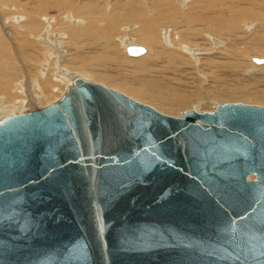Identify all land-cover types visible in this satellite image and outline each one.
I'll return each mask as SVG.
<instances>
[{"label": "water", "instance_id": "obj_1", "mask_svg": "<svg viewBox=\"0 0 264 264\" xmlns=\"http://www.w3.org/2000/svg\"><path fill=\"white\" fill-rule=\"evenodd\" d=\"M0 264H264V107L173 118L75 77L0 119Z\"/></svg>", "mask_w": 264, "mask_h": 264}, {"label": "bare ground", "instance_id": "obj_2", "mask_svg": "<svg viewBox=\"0 0 264 264\" xmlns=\"http://www.w3.org/2000/svg\"><path fill=\"white\" fill-rule=\"evenodd\" d=\"M159 1L165 2L166 0H159ZM190 1L198 2L196 6L194 7V12L205 10L207 8L209 12L206 14V17L204 18V20L198 22L196 25L190 26L189 28L192 30H196V31L213 30L215 31L216 34L212 32H201L200 34L202 38L198 39L196 44H186L184 41H181V35L179 33L174 32L171 29L166 31L165 29L167 28H165V29H161L158 31V17H154L156 13L155 9H153L151 6L143 7L141 5L139 6L138 3H132L130 7L132 10H135L133 13V18L136 21V27L128 29L129 32L125 30L124 37L121 38L120 40H119V36H118L119 33H118L117 36L115 37V43L117 44V47L118 49L121 50V52L122 50H124L125 52V48L129 45L140 46V44H144L147 47L146 46L145 47L142 46V47L145 48L146 52L143 55L134 57V58L140 59V60H145V59L154 60L152 67L155 66L159 68V66H161L159 64L163 63L162 65L166 64L169 70L173 72H178L179 70H182V73H185V77L183 78V80L178 79L179 81L178 84H175L172 82H166V80L165 82H163L161 79L162 82L158 83L157 86H164L165 88L169 87V90H167L168 93L166 94H162L153 89L150 90L149 87L144 83L143 85L139 83L133 87L127 82H125L124 80L118 79L121 83H123L125 86L129 88H132L141 93H145L151 96L153 99L161 102V104L163 105L166 104V101L170 102L169 104L165 105L168 108H174L176 106V104H174V100L179 98L182 101H187V104L185 107L193 106L192 108L198 111V109H202L201 104L204 103L203 100H209V99L211 100V98L218 100L224 96L227 97L226 95L234 94V91H232L233 93H229L228 89L224 91L223 88L221 89V87L214 88V90L216 91L210 94V91H208V88H206L205 85L203 84V82L206 83L205 80H208V82H212L213 80L218 81V79H220L221 76L224 77L226 75V72L221 71V68L223 67V65H221L222 63L220 61H218L219 59L223 60V59L230 58L232 60L230 64L234 66L233 68L235 69L240 68V73L237 74L238 76H241L242 72L244 73V72L251 71V74H252V73H255V70L257 71L264 70V64H262L261 66L256 64L258 65L256 66L255 63L252 61L253 58H256L258 56L262 58L264 57V39L250 38V36L252 35L256 36L257 33L264 28V23H261V25L258 26L255 21V19H260L261 21L264 22V16L263 14L259 13V11L257 10L255 11L248 10L245 13H243L244 12L243 4L247 3L245 2V0L244 2H239L238 0L237 3H235L233 0H232L233 2L230 0L229 1L228 0H190ZM250 1L253 2V5L259 4L260 6L261 1L260 2L258 0H250ZM47 3L48 2H45L44 4L42 3L35 10L32 9V11H28V14L26 13V18H24L26 20L24 22L25 27H24V30L22 29L23 33H29V35L34 38L33 41L30 40V43L32 45V42H33L34 47L37 46V50H39L38 48L40 44L44 45V48L41 46L40 51L48 53V59H46L45 61L48 64H50L49 67L46 66L47 68H45L44 70L45 73L47 70H50L49 69L50 67L55 65L54 63H56L59 67V73L57 72V75L55 73V76H56L57 81L59 82H66L64 80L67 77H70L69 81H71L72 79L71 71L72 70L78 71L79 73H83L84 75L90 74L92 76L93 73L90 70L81 71L79 69H76L75 67L67 66V63L68 64L72 63L71 61L72 56L67 57L69 53H72L70 52L72 50L67 49L66 44L68 43L65 44V41L66 42L70 41L74 43V38L76 37L77 32L84 30L87 27L88 22L83 27L79 26V25L84 24V22L81 23L80 20L76 21L73 19L74 16H72L70 11L68 10L69 4L63 2L60 6L59 4L60 1H58L56 2L57 7L59 8L57 14L59 15L60 19H57V21L53 20V23L52 22L45 23V22H49V18L45 16L46 11L48 10V8H46ZM167 4L171 5L170 3H167ZM260 7H264V6H260ZM224 8H229V10H233V11L227 12L224 10ZM173 9H174V14L177 17L186 15V12L182 10V6L175 5ZM262 9L260 8L258 10L261 11ZM99 12L100 13H98V15H95L94 10L88 11L90 18L94 20L96 24L98 23L97 31L95 32L94 35L91 36V38L93 40H97L101 38L100 42L95 43L93 47H101L102 51L105 52L101 56L102 57L105 56L104 60L107 61L109 59H112V56L109 53V44H108V39L106 36H108L109 33L114 28L113 26L109 28L108 25L116 20L115 15H114L115 9H113L111 13H108V16H106L103 13L104 11L103 12L99 11ZM60 13H62V16H60ZM15 18H16L15 20L18 22L19 17H15ZM41 20L43 22H41ZM2 21L4 22V20ZM254 22L256 23L254 24L255 25L254 28H252L251 30H247V31L244 30V29H248L249 26L252 25ZM124 24H130V23L127 22ZM44 26H45L44 31L47 30L46 35L44 36L45 38L42 36L43 35L42 33L44 32L43 31ZM57 26L59 28H62L60 30L62 32H56L57 30L55 29V27ZM2 31L4 33L6 30L3 29ZM224 31L229 33L227 36V38H230L228 43H225L224 42L225 40L224 41L220 40L221 37L224 35L223 34ZM31 32L34 34H31ZM162 33L164 35V38H163ZM58 34L60 35L58 36ZM61 34H63L64 36L63 38ZM16 35L20 36L22 34H16ZM1 36L2 34L0 33V49H1L0 50V54H1L0 56V102H1L0 119H2L4 117L3 115L6 112L10 111V109L21 107L23 106L21 105L23 103L25 105L26 100L24 102L23 100H18V98L22 96L23 93L27 94L28 90L26 88L31 89L37 86L38 89H41L42 91L46 92L45 94H42V98L44 100L48 98L49 96H53L52 89L51 91L50 89H47V87H50L49 81H53V80L45 78L44 76H47V75L45 73L44 74L41 73L40 68H39V73L40 75H42V79L45 78L43 80H45L46 84H42L40 82L41 77L37 73H36L37 76H34V79L25 77V80H22V81L19 80V78L21 77V75L19 74L20 70L18 68L16 69L15 67H13L12 64L11 66H9V63H11L9 60L15 61L17 59L16 58L17 51L15 50V48L12 47V43H10L9 40H7L8 39L7 36L6 37L4 35L2 37ZM142 36H146L147 39L144 40ZM239 36H242V42L244 43L247 49L244 46H242ZM226 41H228V39ZM23 43L24 42L22 41L21 45ZM10 46L15 51L14 53L15 55L14 54L13 56L11 55L12 57L8 56V54H11ZM34 54L36 55V53ZM90 54H92V52ZM85 57L86 56L84 55H80V58L82 59H85ZM33 58H34L33 60L36 61L35 59L36 56H33ZM230 59L228 60V62L230 61ZM228 62H225V63H228ZM93 66H92V70H93ZM225 66L227 65H224V67ZM252 70L254 72H252ZM56 71H58V69H56ZM93 71L97 72L95 70ZM47 72H50V71H47ZM234 72L236 74V71ZM22 73L24 74V71H22ZM68 73H71V75H69ZM48 74H51V73H48ZM177 74L178 73H176V75ZM172 75L170 76L172 77ZM226 76L229 77L230 75L227 74ZM35 78H38L39 80L37 81L35 80ZM194 78H197L199 81L195 80ZM26 79H27V82H30V83H26ZM172 79L175 80V78H172ZM100 80H103V77H100ZM196 81L200 85L199 89H195ZM55 90L56 88H53V93ZM229 91H231L230 88H229ZM260 92L258 94H255V93L247 94L252 99H246V101L264 104V94ZM251 95H254V96H251ZM236 103H239V102H236ZM260 107H263V106H260ZM165 116H169V115H165ZM169 117H173V116H169ZM179 117H173V118H179ZM250 179L252 180L253 177L251 176Z\"/></svg>", "mask_w": 264, "mask_h": 264}, {"label": "rangeland", "instance_id": "obj_3", "mask_svg": "<svg viewBox=\"0 0 264 264\" xmlns=\"http://www.w3.org/2000/svg\"><path fill=\"white\" fill-rule=\"evenodd\" d=\"M58 1H60V3H59L60 6L63 2L69 4L68 10L72 14V16H74L73 19L76 21L80 20L81 23L84 22V24L79 25V26L83 27L88 22L87 27L84 30L77 32V35L74 38V43L70 42V41L69 42L65 41V44L68 43V44H66L67 49L72 50V51H70L72 53H69L67 56V57L72 56L71 57L72 63L71 64L67 63V66L75 67L76 69H79L81 71L90 70L93 73L92 76L90 74L84 75L83 73H79L78 71L71 69L72 70L71 71L72 72L71 81H69L70 77H67L64 80L66 82L57 81L55 73H56V75H57V72L59 73V67L56 63H54L55 65H53L52 67L49 68L50 70H47L50 72L46 71V73H45V71H44L45 68L50 66V64H48L45 61L46 59H48V53L40 51L41 46L44 48V45L40 44L39 48H38L39 50H37V46L34 47L33 42H32V45L30 43V40L33 41L34 38L31 37L29 35V33H23L22 32L24 30V27H25L24 22L26 20L24 18H26V13L28 14V11H32V9L35 10L42 3L44 4L45 2H48L47 7H46V8H48V10L46 11L45 16L49 18V22H45V23H50V22L53 23V20L57 21V19H60L59 15L57 14L59 8L57 7L56 2H58ZM230 1H232V0H230ZM233 1L235 3L238 2V0H236V1L233 0ZM258 1L259 2L261 1V3H262V4L260 3V6H264V0H258ZM239 2H244V0H239ZM245 2H247L248 4L247 3L243 4L244 5V12L243 13H245L248 10H250V11L257 10V11H259V13L263 14V16H264V7H260L259 4L253 5V2L250 0H247V1L245 0ZM132 3H138L139 6L141 5L143 7L144 6L150 7L151 6L153 9H155L156 13H155L154 17H158V31L161 29H165V28H167V29H165L166 31L171 29L174 32L179 33L181 35V41H184L186 44H196L198 39L202 38L201 34H200L201 32L215 33V31H213V30L196 31V30H192L189 28L190 26L196 25L198 22L204 20V18L206 17V14L209 12L208 8L205 10H200L198 12H194V7L196 6V4L198 2H193L190 0H166L165 2H162L159 0H91V1L90 0H67V1L66 0H0V23H1L0 24V33L2 34V36L3 35L5 37L7 36V38H8L7 40H9V42L12 43V47L15 48V50L17 51V55H16L17 57L15 56L17 59L15 61L9 60L11 62V63H9V66H11V64H12L13 67H15L16 69L18 68L20 70V72H19V74L21 75V77L19 78L20 81L25 80V77H27V78L29 77L31 79H34V76H37L36 73L41 77L40 82L42 84H46L45 80H43L45 78L53 80V81H49L50 87H47V89H50V91L52 89V95L54 96V98H53V96H49L48 98H46L44 100L42 98V94H45L46 92L42 91L41 89H38L37 86H35V88H31V89L26 88L28 90L27 94L23 93L22 96H20L18 98V100H23L24 102L26 100L25 105L23 103V104H21L23 106L20 105L21 107H16L15 109H10V111L6 112L7 114L5 113L3 116L7 117V116H9V115L11 116L15 113H21V112H25V111L41 109V108L57 101L64 94L66 88L72 84V80L74 79V77H80L84 80L93 81L95 83H99V84H102V85L109 87L111 89L117 90V91L123 93L124 95L138 101V102H141L143 104L149 105L150 107H153L154 109H156L157 111H159L165 115H169V116H173V117H179L180 115H182L184 113V111L193 109L192 108L193 106L192 107L191 106L185 107L187 104V101H182L179 98L174 100V104H176V106L174 108H168L165 105L169 104L170 102H167L165 100L166 104L163 105V104H161V102L153 99L151 96H149L145 93H141V92L134 90L132 88H129L118 80V79L124 80L125 82H127L128 84H130L133 87L139 83L141 85H143V83H144L149 87L150 90L153 89V90H156L162 94H166V93H168L167 90H169V87H166L167 88L166 89L164 86H157L158 83H160L162 81L165 82V80H166V82H172V83L178 84V82H179L178 79L183 80V78L185 77V73H182V70H179L178 72H173V71L169 70V68L167 67L166 64L162 65L163 63L159 64V65H161V66H159V68H157L155 66H154L155 67L154 68V67H152L154 60H148V59L140 60V59H136L134 57L131 58L130 56H128L124 52V50H122V52H121V50L118 49L117 44L115 43V37L117 36V34L119 33L118 36H119V40H120L121 38L124 37L125 30L129 32L128 29L136 27V21L133 18V13L135 10H132L130 7ZM167 3H170L171 5H168ZM85 5H86V7H85ZM175 5L176 6H182V10L184 12H186V15L181 16V17L175 16L174 9H173V7H175ZM28 8H30V9H28ZM260 8L261 9L263 8V9L260 11V10H258ZM113 9H115L114 15H115L116 20L114 22H112L111 24H109L108 26H109V28L111 26H113L114 28L109 33V35L106 36L108 39V44H109V53L111 54L112 59H109L106 61V60H104L105 56L104 57L101 56L105 53L104 51H102L101 47H93L95 43L100 42L101 38L97 39V40H93L91 38V36L94 35L95 32L97 31L98 23L96 24L95 21L90 18L88 11L94 10L95 15H98V13H100L99 11H101V12L104 11L103 13L106 16H108V13H111L113 11ZM224 10L227 12L233 11V10H229V8H224ZM60 16H62V13H60ZM15 17H19L18 22L15 20L16 19ZM2 20H4V22ZM255 21H256L258 26L261 25V23H264L260 19H255ZM41 22H43V21L41 20ZM127 22H129L130 24H124ZM256 23L254 22L252 25L249 26L248 29H244V30L245 31L251 30L252 28L255 27L254 24H256ZM257 25H256V27H257ZM251 26H253V27H251ZM2 28L4 30H6L4 33L2 31L3 30ZM123 28H124V30H123ZM55 29L57 30L56 32H62V31H60L62 28H59L58 26L55 27ZM44 30H45V26H44L43 31ZM139 31H141V30H139ZM46 32H47V30L42 33L43 37L46 35ZM16 34H22V35L19 36ZM31 34H34V33L31 32ZM223 34L224 35L221 37L220 40H222V41L225 40L224 42L228 43L230 38H227V36L229 33L224 31ZM59 35L60 34H58V36ZM162 35H163V33H162ZM61 36H62V38L64 37L63 34H61ZM142 38L144 40L147 39L146 36H142ZM163 38H164V35H163ZM250 38L264 39V28L262 30H260L256 36L252 35V36H250ZM227 39H228V41H226ZM239 39L241 40L242 46H244L246 48V46L242 42V36H239ZM22 41L24 43L21 45ZM136 45H138V44H136ZM140 46L145 47L146 45L140 44ZM10 48H11V46H10ZM13 48H11V54H8V56H10V57H12L13 54L15 53ZM170 48H172V47H170ZM92 49H94V50H92ZM89 50H91V51H89ZM91 52L94 56L92 54H90ZM26 53H28L29 55ZM34 53H36V55ZM32 54H33V56H36V58H35L36 61L33 60L34 58H33ZM80 55L86 56L85 59L80 58ZM0 56H1V54H0ZM256 58H262V57L258 56ZM229 59L230 58L218 60L222 63V64L221 63L220 64L223 65V67L221 68V71L226 72V75L227 74L230 75L229 77H227L226 75L224 77L221 76L220 77L221 80L218 79V81H220V82H218L217 80H213L212 82H208V80H205L206 83L203 82V84L205 85L206 88H208V91H210V94L212 92L216 91V90H214V88H217V87L218 88L221 87V89L223 88L224 91H226L228 89L229 93H233L232 91H234V94L226 95L227 97L224 96L225 98L222 97L218 100H215L212 98H211V100L210 99L209 100H203L204 103L201 104L202 109H198V111L201 110V111H206V112L207 111L212 112L215 110L216 105L224 104V103H236V102L258 105V106L264 107V104L246 101V99H252L247 94H254V93L258 94L260 91L264 94V70H260V71L255 70V73H252L253 75L251 74V71L244 72V73L242 72V75L238 76L237 74L240 73V68H238V69L233 68L234 66L232 64H230V62L232 60L230 59V61L228 62ZM49 62H50V60H49ZM225 62H228V63H225ZM224 65H227V66L224 67ZM9 66H7V67H9ZM92 66H93V70H95L97 72H94L92 70ZM256 66H258V65H256ZM39 68H40V72L43 74L45 73L48 77L44 76L45 78L42 79V75H40V73H39ZM22 69H24V70H22ZM56 69H58V71H56ZM22 71H24L25 75L22 73ZM234 71H236V74ZM252 72H254V71L252 70ZM48 73H51V74H48ZM176 73H178V74L176 75ZM68 74L71 75V73H68ZM170 75H172V77ZM100 77H103V80H100ZM113 77H115L117 79H115ZM172 78H175V80H173ZM187 78H188V76H187ZM161 79H162V81H161ZM194 79L199 81L197 78H194ZM35 80L38 81L39 79L35 78ZM189 81H191V80H189ZM197 81H196V88L195 89H199V86H200L199 83H197ZM26 83H30V82H27V79H26ZM27 86H28V84H27ZM210 86H212V87H210ZM163 87H164V89H163ZM53 88H56L54 93H53ZM229 88L231 91H229ZM251 96H254V95H251ZM0 106H1V102H0Z\"/></svg>", "mask_w": 264, "mask_h": 264}]
</instances>
